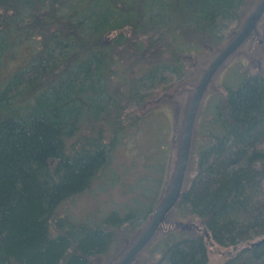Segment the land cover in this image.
<instances>
[{"label": "trees", "instance_id": "trees-1", "mask_svg": "<svg viewBox=\"0 0 264 264\" xmlns=\"http://www.w3.org/2000/svg\"><path fill=\"white\" fill-rule=\"evenodd\" d=\"M257 1L0 0V264L125 253L164 196L175 148L174 111L149 101L185 79L187 55L214 58ZM258 24L261 65L225 63L206 91L175 227L140 264H211L210 247L225 253L216 264H264V16ZM135 143L142 170L116 168ZM116 187L124 198L107 213L60 214Z\"/></svg>", "mask_w": 264, "mask_h": 264}, {"label": "rangeland", "instance_id": "rangeland-1", "mask_svg": "<svg viewBox=\"0 0 264 264\" xmlns=\"http://www.w3.org/2000/svg\"><path fill=\"white\" fill-rule=\"evenodd\" d=\"M259 1L260 0H258L257 2L254 3V6L252 7V9L257 5V3ZM242 25H243V23H242ZM233 37L224 41V43L222 45H220V47H219L220 49L217 48V50H213L215 52V54L217 52H219V50H221V48H223ZM257 45H260V43H259L258 28L256 27V32L254 34H252V36L245 42V44L243 46H241V48L226 62V64L228 63L226 66V69H228L231 66L238 65L240 62L241 63H243V62L247 63V61L251 62L253 65H257V68L259 69V67L261 65L260 62H262V61L260 60L261 54H260L259 49H257L258 48ZM187 56L188 57L185 58V67H186V71H187V76L185 77V79L174 84L167 92H165V94L159 95L158 97H156V96L153 97L149 101L151 103L148 104L149 106L151 104H152L151 106H154L156 104V106H159L160 108H162V111L166 115L173 117V111H174V115H175L174 118H175L176 124L174 123V119H173V125H174V130H175L174 132L176 135V140H175V144H174L175 148L172 151L171 160H170V164L168 167L167 181H166V185L164 186V193H163L164 195L168 191V188L171 184V179H172L174 171H175V166H176L177 156H178V150H179L181 129H182V124L184 121L185 112H186L188 103L190 101V98L193 94L194 88H195L201 74L203 73L206 66L209 64V62L211 61V59L213 58L214 55H213V52H211V53L206 52V53H202L201 55H196V54L192 53V54H189ZM252 73H255V71ZM224 76H226L225 69L221 73L219 70L215 74V76L212 78L208 89L212 88V87H217V85L220 84V82L222 81V78H224ZM204 97H205V95H204ZM163 101H165L166 103H169L172 106V108L167 107V105L160 104L161 102L164 103ZM170 121H171V119H170ZM167 122H166V124H167ZM131 139H133V138H131ZM128 147L129 146H127V148ZM130 149L134 152L128 154L123 150V153H120L119 155H117V160L115 163L116 168L117 167L119 168V166L117 164H119V165L129 164V162L132 160V161H134L135 164L141 165L140 167H138V166L135 167V169L136 170L141 169L143 160H141V155L138 154V149H139L138 144L135 143L133 148L130 146ZM150 153L151 152H149V154ZM131 174H132V172H131ZM126 183L133 184L132 175L128 177ZM121 194H122V192L118 193V189L116 187L115 190H112L110 193L108 192L105 195L98 196V199L94 200V201H91L90 199H87L84 197L79 198V199H76L74 202L67 203V204L63 205V207L60 209V214L64 213V210L67 209V214L75 217V219H78V220L82 219V218L95 217L93 215L95 212H97V211L100 212V211L106 209L105 213H107L117 204V202H119V201L121 202L122 199L124 198V197H121ZM100 202L105 203V206L102 207V204H100ZM96 205H99V206H96ZM148 222H149V218L144 223V225L137 231H143V229L148 224ZM174 223L175 222L173 221L172 213H171L164 220V223H163L161 229L159 230V232L171 230L173 227H175ZM127 245H128V247H127V249H128L131 246V243H129ZM122 256H123V253L120 254V252H119L117 255V253L115 251H113L110 254H107L103 257H99L97 259L95 258L94 264H115ZM223 256H225L224 252L217 250L216 248L210 247L209 260L211 261V264H216V262L219 261V259L222 258ZM140 257H141V254H139L137 258L139 259ZM143 258L144 257H142V259H140V261L143 260ZM138 259H136L135 264H140V261Z\"/></svg>", "mask_w": 264, "mask_h": 264}, {"label": "water", "instance_id": "water-1", "mask_svg": "<svg viewBox=\"0 0 264 264\" xmlns=\"http://www.w3.org/2000/svg\"><path fill=\"white\" fill-rule=\"evenodd\" d=\"M264 16V0H260L250 11L235 36L215 55L201 74L188 103L182 124L179 150L175 171L168 191L162 197L149 218L148 224L137 239L115 264H133L136 257L152 241L161 229L164 220L171 213L182 193L183 182L188 166L195 119L202 99L215 74L256 32V27ZM259 43H261L259 41Z\"/></svg>", "mask_w": 264, "mask_h": 264}]
</instances>
